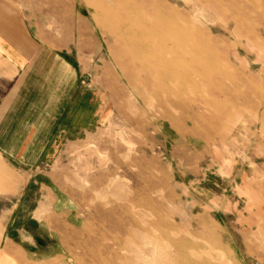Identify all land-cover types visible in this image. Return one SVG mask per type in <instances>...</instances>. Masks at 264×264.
<instances>
[{
  "label": "rangeland",
  "instance_id": "1",
  "mask_svg": "<svg viewBox=\"0 0 264 264\" xmlns=\"http://www.w3.org/2000/svg\"><path fill=\"white\" fill-rule=\"evenodd\" d=\"M86 1H75L73 17L88 25L83 84L102 119L52 144L25 173L3 165L0 254L14 249L12 264H125L137 250L126 242L119 251L111 238L116 219H131L125 225L143 234L135 242L147 258L133 264H176L174 254L186 264H264V1L243 4L245 13L197 0H126L178 11L216 53L209 78L195 79L205 93L188 95L189 110L129 78L109 16ZM95 1L117 10L116 0Z\"/></svg>",
  "mask_w": 264,
  "mask_h": 264
},
{
  "label": "crops",
  "instance_id": "2",
  "mask_svg": "<svg viewBox=\"0 0 264 264\" xmlns=\"http://www.w3.org/2000/svg\"><path fill=\"white\" fill-rule=\"evenodd\" d=\"M75 1L0 0V159L17 175L102 119L83 84L88 25Z\"/></svg>",
  "mask_w": 264,
  "mask_h": 264
},
{
  "label": "bare ground",
  "instance_id": "3",
  "mask_svg": "<svg viewBox=\"0 0 264 264\" xmlns=\"http://www.w3.org/2000/svg\"><path fill=\"white\" fill-rule=\"evenodd\" d=\"M241 1L242 0H197L201 5L203 3H212L213 6L217 8L220 7L224 10L227 6L232 9L233 7H242V12H248V8L245 7V5L243 6V4L249 6L253 4V1L243 0V2L245 1L246 3H242ZM86 3L90 6L94 5L97 9L106 12L109 16L110 20L108 25H110L111 30L116 36V40H118L117 42L120 47L119 55L123 59V64L125 70L129 74V78L134 83L143 84L145 90L155 95L160 101L181 103L185 105L186 109H191L192 102L190 100L187 101L188 95L199 94L202 96L205 93L200 85L196 83V77L198 76L203 80L209 78L211 69L209 70L208 66L210 63L212 66L213 63L217 61L215 56L216 53L209 51V44L202 41V38L198 36L195 23L188 18H184L182 14L176 10L166 11V9H162L158 3L151 6L142 4L130 5L126 0L123 2H118L116 0V11L104 8V5H100L95 0H87ZM223 62L224 61H222V64ZM119 66L121 65L119 64ZM219 67L221 68V66ZM218 68H215V70ZM198 69L200 71H198ZM222 93L224 95V90H222ZM223 103L225 104V102ZM4 164L5 163H2L0 159V169H3ZM258 208L260 214L258 228L261 230V237L264 245V206L259 205ZM111 221H114V219ZM122 221L123 219L121 221L116 219L118 231H116L117 234L113 235L111 238L113 240L112 243H114V246H117L119 251L122 250L123 252V246H125L126 242H132V246L137 250L133 260H130V258H123V256L121 258L125 259V264H133L137 261L145 263L147 258L143 253L146 252L142 251L143 246L135 242L136 240H142L143 234L138 233L137 229L134 227H127L125 225L126 223L130 224L132 221L131 219ZM133 221L136 222V220ZM247 224L248 227H252L253 225L251 222ZM130 236L131 238L129 239ZM103 249L107 255H113V258L118 257L117 254L119 253L115 251L114 248L112 250L105 246ZM262 249L264 251V246ZM101 254L103 256V253ZM174 255H172V257L175 258L176 264H186L188 262ZM207 255L210 254L207 253ZM16 256L14 249L6 247L0 254V264H12L10 261H13L12 259L15 260ZM194 256L196 257V255ZM98 258L101 257L99 256ZM170 258L171 257H169V259Z\"/></svg>",
  "mask_w": 264,
  "mask_h": 264
}]
</instances>
